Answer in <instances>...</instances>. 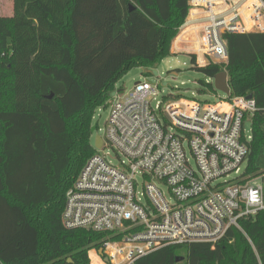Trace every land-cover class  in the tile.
<instances>
[{
	"label": "trees",
	"instance_id": "16d2710c",
	"mask_svg": "<svg viewBox=\"0 0 264 264\" xmlns=\"http://www.w3.org/2000/svg\"><path fill=\"white\" fill-rule=\"evenodd\" d=\"M12 3L0 16V264H90L89 249L108 233L66 228L61 213L95 153L94 110L122 74L170 54L189 0ZM223 37L227 63L195 68L211 79L225 71L230 96L255 100L250 174L264 167V32ZM239 223L246 236L231 227L214 246L170 245L133 264H264V210Z\"/></svg>",
	"mask_w": 264,
	"mask_h": 264
},
{
	"label": "built area",
	"instance_id": "2783aa9c",
	"mask_svg": "<svg viewBox=\"0 0 264 264\" xmlns=\"http://www.w3.org/2000/svg\"><path fill=\"white\" fill-rule=\"evenodd\" d=\"M189 4L173 49L195 56L197 67L227 63L225 33L264 32L263 0ZM159 85L117 91L100 146L65 193L64 227L109 235L89 249L90 264H133L170 245L214 246L231 227L246 236L239 221L264 210V169L245 173L253 97L159 99Z\"/></svg>",
	"mask_w": 264,
	"mask_h": 264
},
{
	"label": "rangeland",
	"instance_id": "374dc122",
	"mask_svg": "<svg viewBox=\"0 0 264 264\" xmlns=\"http://www.w3.org/2000/svg\"><path fill=\"white\" fill-rule=\"evenodd\" d=\"M12 14V0H0V16H11ZM173 41L171 43L170 54L163 58L156 66L150 68L133 67L122 74L114 83L108 93L105 105L99 106L94 110L91 123V143L93 145H95L96 136L104 137L106 120L110 115L111 105L117 96V91L121 90L120 92L126 94L138 81L147 80L150 83H156L159 81L161 90V93L158 96L159 99H161V96L175 94L176 92H180L187 98H196L198 100L207 101H214L216 97L224 95L222 91L216 89L211 90L204 84L211 83V78H208L201 71H198L195 68V65L191 63V56L193 55L187 52H174ZM245 127L248 130L250 129L249 120L245 122ZM104 151L109 153L113 158V162H116L115 154L111 149L106 148ZM191 163L194 165L192 158ZM262 169H264V167H262ZM230 177H233V175ZM222 180H224V178L221 179V181ZM160 187L166 198L170 199L167 187L164 185H161Z\"/></svg>",
	"mask_w": 264,
	"mask_h": 264
},
{
	"label": "water",
	"instance_id": "95a60500",
	"mask_svg": "<svg viewBox=\"0 0 264 264\" xmlns=\"http://www.w3.org/2000/svg\"><path fill=\"white\" fill-rule=\"evenodd\" d=\"M213 86H214V89L222 91L224 94L230 93L228 82H227V74L225 71H221L218 74H216V76L213 78ZM251 97H252L251 94L247 95V98H251ZM100 143H101L100 137L96 136L94 146L99 147Z\"/></svg>",
	"mask_w": 264,
	"mask_h": 264
}]
</instances>
